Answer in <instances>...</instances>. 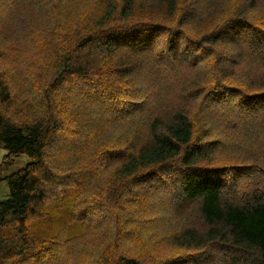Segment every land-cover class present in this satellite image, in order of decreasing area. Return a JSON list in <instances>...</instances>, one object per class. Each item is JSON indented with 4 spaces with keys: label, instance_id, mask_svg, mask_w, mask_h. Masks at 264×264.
<instances>
[{
    "label": "trees",
    "instance_id": "trees-1",
    "mask_svg": "<svg viewBox=\"0 0 264 264\" xmlns=\"http://www.w3.org/2000/svg\"><path fill=\"white\" fill-rule=\"evenodd\" d=\"M213 2L200 13L189 0H38L44 8L40 24L43 26V19H49L56 32L52 36L62 42L53 48L47 46L49 37L42 36L39 40L43 44L41 54L53 58L43 65L48 72H44L41 87L25 101L26 110L35 109L34 115H25L26 118L18 121L3 110L15 105L17 96L9 78L0 70V142L9 151L0 163V182L6 181L9 186L8 197L0 199V247L8 245L10 251L1 249L0 264H9L8 260L15 258L30 260L35 247H30V222L54 213L48 211V197L56 187L54 183L61 178L46 159L51 147L59 148L60 132L67 123L86 112L92 114L97 107L102 108L103 114H115L117 121L121 109L135 112L129 101L140 104L150 100L149 86L158 81L161 71L157 69H162L165 56L178 63V70L169 68L186 87L179 100H163L149 108L145 125L134 130L132 137L112 146L118 147L117 150L108 148L104 158L112 159L111 163L119 161L112 179L123 184L110 187L106 193L98 186L101 192L97 190L98 194L85 202L90 206L88 213L101 209L112 217L116 235H123L128 231L126 225L132 224L128 228L131 232L134 221L142 217L136 207L122 214L120 204L135 203L143 194L135 180L142 176V184L152 192L156 184L168 182L174 198L198 201V211L207 227L187 225L173 233V245L201 253L165 257L162 264H201L204 259L197 255L224 247L234 251L233 256L240 261L264 264V180L261 179L264 168L250 170L251 176H261L255 187L258 190L243 189L241 195L233 190L241 178L250 177L249 171L241 173L242 170L255 163L264 166V74L254 72L256 64H264V23L249 20L258 7L257 0H245L239 10L228 7L230 16L226 19L223 0ZM84 6L88 7L85 12ZM11 12L15 14V10ZM67 17L76 19L73 30L59 33L56 24L62 22L68 26ZM227 26L232 30L229 33L224 32ZM244 27L259 31L249 40L238 29ZM241 41L248 50L250 76L246 79H241L236 67V51L241 52L237 44ZM183 46H188L192 53L191 60H183L185 68L191 71L185 75H181L180 61ZM204 54L214 57L212 71L196 63ZM16 60L21 65L27 61ZM10 70L16 73L14 64ZM161 89L159 86L160 99ZM231 97L236 99L234 106L226 104V107L238 121L235 129L241 128L246 135L232 144L228 152L239 151L248 164L246 167L233 164L231 167L238 168L221 172L214 165L218 143L206 141L211 129L199 123L198 114L206 105H221ZM122 98V104L114 102ZM194 103L199 106L196 112ZM38 111L41 112L36 115ZM108 119L104 117V121ZM117 121L110 117V124ZM20 155H27V165L4 175ZM70 174L71 170L66 180L73 178L78 182V174ZM140 209L145 210L143 206ZM74 214L72 210L70 216ZM10 224L14 226V235L7 237L4 232ZM52 244L48 243L46 248L50 249ZM58 248L61 246L56 243ZM113 251L106 250L103 258L98 257L99 261L143 264L142 259L124 247L116 254Z\"/></svg>",
    "mask_w": 264,
    "mask_h": 264
},
{
    "label": "rangeland",
    "instance_id": "rangeland-1",
    "mask_svg": "<svg viewBox=\"0 0 264 264\" xmlns=\"http://www.w3.org/2000/svg\"><path fill=\"white\" fill-rule=\"evenodd\" d=\"M193 6H196L200 13H203L209 6H212L214 0H189ZM222 1V0H221ZM213 2V3H212ZM258 7L252 11L249 20H254L259 24L264 23V0H257ZM245 0H223V8L225 10L224 19L230 16L228 7L232 10H239L243 7ZM15 10V14L11 11ZM88 10L84 6V12ZM159 11H161L159 9ZM12 13L8 18L5 16ZM44 13V8L38 3V0H0V70L9 78V83L14 89L17 98L16 104L5 107L7 113L13 116L15 120H22L25 115L32 113L35 109L26 110L25 101L31 92H37L41 87V79L44 72H48L43 65L50 62L53 58L44 57L41 54L43 44L39 41L42 36L49 37L47 46L56 48L57 44L62 42L52 36H56L54 24L47 18L43 19V26L39 19ZM11 19L12 22H9ZM68 26H63L62 22L57 23L56 27L59 33L67 31L69 28L73 30L75 18L67 17ZM244 22H246L244 20ZM242 33L246 34L249 40L254 38V33L259 31L257 28H238ZM232 31L227 26L225 33ZM236 31H233V33ZM193 32L190 33V35ZM198 35L200 32L197 33ZM242 35V34H241ZM232 38V37H231ZM250 42V41H249ZM241 48L236 59V67L241 74V79L250 76L248 71V60L246 55L248 50L247 44H237ZM241 45V46H240ZM163 49V47H162ZM162 49L158 52L161 53ZM182 71L181 75L191 73L184 66V59L191 60L192 53L188 46L182 47ZM209 54H204L201 60L196 61L203 69L213 70V56L208 58ZM27 59L24 65L17 62ZM16 62V64H15ZM16 67V73L10 70ZM224 65V64H222ZM174 71L179 69V65L175 61H171L169 57H163L162 69L158 81H154L149 86L151 98L148 102L131 103V109H121L119 112V121L116 120L115 114H103L101 107H97L92 114H82L80 118H74L67 123V127L60 132L62 138L59 148L57 145L51 147L48 151L46 163L51 168H56L58 177L61 178L56 187L50 192L48 197V211L53 210L50 216L36 217L30 223V247H34L30 260L22 261L18 259L8 260L9 264H103L98 257H102L106 250H114L116 254L121 248H126L132 254L137 255L143 260V264H162L165 257H175L187 253H201V250L185 249L173 245L171 236L184 226L193 225L200 229L207 227L206 222L202 219L198 211V201L185 202L179 197H173L172 191L169 189L168 182H162L155 185L153 192L147 190L142 184V176L135 180L142 188L143 194L135 203L123 201L120 205L122 214L126 215L127 211L136 207L137 213L142 217L136 220L134 228L128 229L131 225H126L128 231L123 235L117 233L114 228L112 217L102 212L101 209H95L88 213L90 207L85 202L91 200L100 191L98 186L102 187V193L112 186H120L123 182L112 179V173L119 161L111 163L112 159L104 158L108 148L122 143L127 137H132L134 130L143 127L148 118V109L156 106L163 100H179L180 93L186 85H182L179 79H175ZM256 75L264 74V64H256L254 67ZM249 73V74H248ZM142 72L141 76H143ZM190 78H194L191 75ZM242 82V81H240ZM233 84V83H231ZM141 85V84H140ZM235 85V84H233ZM161 86L162 98H158ZM129 87H126L128 89ZM148 98V97H147ZM123 99H114L117 104H122ZM14 100V102H15ZM236 99L231 97L228 101L221 105L205 106L198 114L199 123L205 128H210V138L206 141H215L218 143V149L215 150L214 165L224 172L226 169H235L231 167L233 164L245 166L248 162H244L243 155H239V151L228 152L232 144L237 143L240 139L245 138V133L240 129H235L238 121L228 111V107L234 106ZM145 103V104H144ZM106 104H109L108 102ZM194 112L198 111L199 106L192 104ZM41 111L36 112L37 115ZM109 117L104 121V117ZM110 117L116 124H110ZM215 144V145H216ZM118 147H112L111 150H117ZM109 150V151H111ZM9 151L4 144L0 142V163H2L5 155ZM264 155V154H263ZM261 161V159H259ZM29 162L27 155H20L14 158V161L5 171L4 175L11 174L25 167ZM251 163V162H250ZM223 166V167H221ZM246 167V166H245ZM264 168L260 163L246 167L241 173L249 171L250 177L241 178L235 185L233 190L240 191L241 195L244 191L258 190L257 187L259 177L251 176L250 170L256 168ZM70 175H77L78 182L73 178L66 180L69 171ZM3 176V175H1ZM63 179H65L63 181ZM264 180V177L261 178ZM83 180V181H82ZM254 180V182H253ZM253 182V183H252ZM264 182V181H263ZM244 189V191H243ZM98 190V191H97ZM101 192V191H100ZM114 194V190L111 195ZM9 195V186L6 181L0 182V199H5ZM236 200H242L238 197ZM160 203H157L159 202ZM157 203V204H156ZM85 204V208H84ZM141 206L145 210H141ZM83 208V209H82ZM75 214L70 216L71 211ZM143 214L141 215L140 213ZM115 222V221H114ZM13 223V222H12ZM14 224V223H13ZM65 228V232L62 233ZM14 226L5 229L4 234L8 237L14 235ZM117 237V238H116ZM121 237V238H120ZM48 243H53L50 249L46 248ZM56 243L61 248L56 250ZM8 245L1 249L7 251ZM54 249V253H53ZM234 251H228L226 248H214L212 252L197 255L204 259L201 264H251L243 262L233 256ZM1 260V256H0ZM102 260V259H101ZM6 264V263H4Z\"/></svg>",
    "mask_w": 264,
    "mask_h": 264
}]
</instances>
